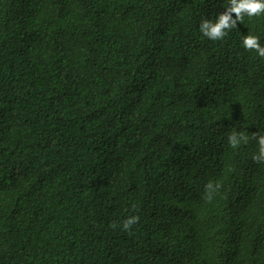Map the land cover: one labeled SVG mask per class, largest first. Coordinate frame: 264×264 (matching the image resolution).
<instances>
[{
  "label": "trees",
  "instance_id": "trees-1",
  "mask_svg": "<svg viewBox=\"0 0 264 264\" xmlns=\"http://www.w3.org/2000/svg\"><path fill=\"white\" fill-rule=\"evenodd\" d=\"M230 6L0 0V264H264V14L200 31Z\"/></svg>",
  "mask_w": 264,
  "mask_h": 264
},
{
  "label": "clouds",
  "instance_id": "clouds-1",
  "mask_svg": "<svg viewBox=\"0 0 264 264\" xmlns=\"http://www.w3.org/2000/svg\"><path fill=\"white\" fill-rule=\"evenodd\" d=\"M231 6L226 9V11L219 15L216 23H211L209 21H204L200 26V31L206 37L211 40L223 39L227 35L226 30H231L237 26V22L243 21L244 15L251 17L264 14V0H230ZM233 14H235V19H233ZM243 46L246 50H255L261 57H264V47L259 44V37L247 35L243 40ZM247 142L246 137H241ZM229 143L236 147L239 144L236 134H232L229 137ZM259 155L254 156L255 161H264V136L259 139ZM220 185H216L215 188L211 183L206 185L207 196L206 199L211 201L212 193L217 190ZM139 217L133 216L126 219L123 223V228L129 230L134 224L138 223ZM111 227L115 228L116 225L113 224Z\"/></svg>",
  "mask_w": 264,
  "mask_h": 264
}]
</instances>
